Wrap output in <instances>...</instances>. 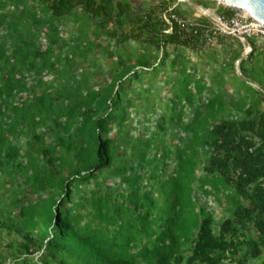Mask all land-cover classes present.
<instances>
[{"label":"trees","instance_id":"16d2710c","mask_svg":"<svg viewBox=\"0 0 264 264\" xmlns=\"http://www.w3.org/2000/svg\"><path fill=\"white\" fill-rule=\"evenodd\" d=\"M138 1L0 0V264H264V48Z\"/></svg>","mask_w":264,"mask_h":264},{"label":"built area","instance_id":"2783aa9c","mask_svg":"<svg viewBox=\"0 0 264 264\" xmlns=\"http://www.w3.org/2000/svg\"><path fill=\"white\" fill-rule=\"evenodd\" d=\"M174 6L170 5L168 12L163 15V19L169 25L167 33L173 32L172 23L174 22L182 30H192L199 24L197 19L210 16L211 26L204 29L202 36L203 44L206 48H213L224 41H238L244 47V53L248 56L253 51V46L249 39H255L256 42H264V24L254 19L247 11L230 8L224 3H219L218 9L224 12L218 14L216 10L213 13L210 9L202 10L203 16L193 18H179L173 14Z\"/></svg>","mask_w":264,"mask_h":264},{"label":"rangeland","instance_id":"374dc122","mask_svg":"<svg viewBox=\"0 0 264 264\" xmlns=\"http://www.w3.org/2000/svg\"><path fill=\"white\" fill-rule=\"evenodd\" d=\"M132 1H134V2L136 1L137 2L138 0H132ZM190 1L196 2L198 4L201 3V4H199L200 6L209 8L212 11V13H213V10H215V9H216L218 14L223 13L222 10H218V8H217L218 5H219L218 2L206 1V0H190ZM155 3H156V1L153 0V1L149 2V5H153ZM171 3H173V6L175 8L177 7V11L180 12V13H182V12H187L188 13L191 10V8L189 6H187V5L178 4L177 0H172ZM193 8L195 9L196 17L203 16V13H202L203 11L201 9L196 8V7H193ZM227 43H231V41H228ZM256 45L259 48H264V42H262V41L256 42ZM205 54H206L205 52H202L199 55L192 54V53L190 54L189 53V56L191 57V59L194 62H199V61H201V60L203 61V59H205V58H203L205 56ZM99 79H101V78H99ZM166 94H167L166 90L161 92V95L163 97H165ZM133 127L137 128V132H135V134H143L144 133V128H145L144 124H139L136 121H134ZM146 127L150 128V131L153 130L152 127H150L149 125H146ZM199 175H201V174L199 173ZM3 192H4L3 189H1L0 190V195ZM200 195H201V193H200ZM201 203L207 204L208 208L214 212L215 218H216V220L218 222L222 221L224 219V217L226 216V213H225L226 203H225V201L223 199L221 200V202H218L213 195L209 196V197H205V196L202 195L201 196ZM8 237L9 236L7 235V233L4 232L3 235H2L3 240L4 239H8ZM227 264H236V263L229 262Z\"/></svg>","mask_w":264,"mask_h":264},{"label":"water","instance_id":"95a60500","mask_svg":"<svg viewBox=\"0 0 264 264\" xmlns=\"http://www.w3.org/2000/svg\"><path fill=\"white\" fill-rule=\"evenodd\" d=\"M206 1H213V2H218V3L224 2V4L230 8H238V9L245 10L254 19L264 24V0H206ZM177 3L184 4L190 7H196L201 10L206 11L204 7L190 0H177ZM208 19L213 21V19L210 16H208ZM246 57L247 55L244 53L241 56L240 61Z\"/></svg>","mask_w":264,"mask_h":264},{"label":"crops","instance_id":"0c3cea01","mask_svg":"<svg viewBox=\"0 0 264 264\" xmlns=\"http://www.w3.org/2000/svg\"><path fill=\"white\" fill-rule=\"evenodd\" d=\"M190 7V6H189ZM191 8V10L189 11V13L190 14H192L193 13V15L195 16L196 14H195V9L193 8V7H190ZM218 8V7H217ZM216 10V9H215ZM218 10H222V9H218ZM223 11V10H222ZM224 12V11H223Z\"/></svg>","mask_w":264,"mask_h":264},{"label":"bare ground","instance_id":"6f19581e","mask_svg":"<svg viewBox=\"0 0 264 264\" xmlns=\"http://www.w3.org/2000/svg\"><path fill=\"white\" fill-rule=\"evenodd\" d=\"M221 2V1H220ZM221 3H224V2H221Z\"/></svg>","mask_w":264,"mask_h":264}]
</instances>
